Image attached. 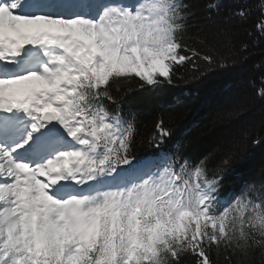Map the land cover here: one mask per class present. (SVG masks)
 Masks as SVG:
<instances>
[{
  "label": "snow or ice",
  "instance_id": "obj_1",
  "mask_svg": "<svg viewBox=\"0 0 264 264\" xmlns=\"http://www.w3.org/2000/svg\"><path fill=\"white\" fill-rule=\"evenodd\" d=\"M255 2L264 36V0ZM249 15L245 4L232 18ZM194 19L188 0H0V264L264 257V182L222 197L211 154L135 156L141 131L124 96L226 67L231 33ZM170 136L161 117L147 142Z\"/></svg>",
  "mask_w": 264,
  "mask_h": 264
},
{
  "label": "trees",
  "instance_id": "obj_2",
  "mask_svg": "<svg viewBox=\"0 0 264 264\" xmlns=\"http://www.w3.org/2000/svg\"><path fill=\"white\" fill-rule=\"evenodd\" d=\"M207 2L188 0L195 13L192 23L231 33L233 46L223 50L226 67L185 73L170 85L129 93L122 103L125 115L134 114L140 127L137 160L177 149L193 162L211 154V167H223L220 194L228 197L243 183L264 182V98L258 95L264 87V36L255 29L260 18L255 0H218L217 11H209ZM245 4L248 19L232 18ZM161 117L171 136L157 148L147 137ZM251 264H264V257L254 254Z\"/></svg>",
  "mask_w": 264,
  "mask_h": 264
},
{
  "label": "bare ground",
  "instance_id": "obj_3",
  "mask_svg": "<svg viewBox=\"0 0 264 264\" xmlns=\"http://www.w3.org/2000/svg\"><path fill=\"white\" fill-rule=\"evenodd\" d=\"M52 1L53 2H50L52 4L56 3V5H64L66 7H69V5H68L69 2H60V1H57V0H52ZM54 1H56V2H54Z\"/></svg>",
  "mask_w": 264,
  "mask_h": 264
}]
</instances>
